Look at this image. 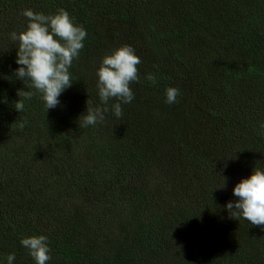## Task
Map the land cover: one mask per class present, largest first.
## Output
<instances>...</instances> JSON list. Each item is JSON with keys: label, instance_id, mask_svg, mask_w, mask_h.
Returning a JSON list of instances; mask_svg holds the SVG:
<instances>
[{"label": "trees", "instance_id": "16d2710c", "mask_svg": "<svg viewBox=\"0 0 264 264\" xmlns=\"http://www.w3.org/2000/svg\"><path fill=\"white\" fill-rule=\"evenodd\" d=\"M60 8L87 36L71 87L46 111L16 77L9 34L26 27L24 9ZM122 25L141 32L152 57L136 102L80 126L87 101H101L77 64L111 47ZM0 37V264L13 253V264H35L20 243L33 234L48 238V264H264V228L225 207L239 174L264 168V0H0ZM183 79L204 96L212 133L179 138L168 160L142 107Z\"/></svg>", "mask_w": 264, "mask_h": 264}, {"label": "clouds", "instance_id": "9594fccd", "mask_svg": "<svg viewBox=\"0 0 264 264\" xmlns=\"http://www.w3.org/2000/svg\"><path fill=\"white\" fill-rule=\"evenodd\" d=\"M22 15L27 19L26 27L19 32H11L10 38L18 42L15 70L16 77L25 82L27 88H34L41 94L46 111L57 107L59 97L73 82L69 69L84 47L87 32L82 25H77L70 14L63 8L54 14L35 12L24 9ZM140 57L131 45H121L110 54L103 56L97 69V89L100 106L91 107L87 101L83 125H95L103 122L105 113L111 110L119 118L122 116V104L133 101L134 92L131 85L140 80L138 65ZM155 84L156 76L149 73L145 77ZM19 97L31 99V91L18 90ZM166 103L175 104L180 90L168 87L165 91ZM115 101L109 106V101ZM14 108L20 112L24 109L22 100H17ZM226 177L219 188L226 187ZM235 201H228L225 207L229 217L243 218L252 225L264 228V168L254 167L251 174L242 178L233 188ZM35 264H48L52 259L48 238L33 234L20 240ZM15 254L7 256L8 264H13Z\"/></svg>", "mask_w": 264, "mask_h": 264}, {"label": "rangeland", "instance_id": "374dc122", "mask_svg": "<svg viewBox=\"0 0 264 264\" xmlns=\"http://www.w3.org/2000/svg\"><path fill=\"white\" fill-rule=\"evenodd\" d=\"M118 28L120 33H115L116 37L115 39L113 38L111 47L100 51L93 59L87 57L80 58L77 64L79 68L85 71L84 73L96 86L98 80L97 69L100 66L103 56L110 54L115 48L121 45H131L135 49L136 54L141 59V63L138 65L139 72L147 71L151 65V52L145 48L141 32L134 30L130 25H122L118 26ZM111 29L115 30V27H111ZM109 33L112 32L109 31ZM2 40L0 37V46L3 44ZM169 67L173 68L171 65H169ZM172 72H174V70ZM185 78H187V76ZM183 80L180 87V95L177 97V102L175 104L170 105L166 103V95L163 93L161 96L154 95L155 99L153 98V101L149 102V105L146 107H142L143 114L146 115L149 113V117L154 120L152 126L148 129L158 138L161 144L160 147L166 152L165 158L168 160H170L169 158H171L172 155L175 156L174 151L179 138H184L187 141L190 140L189 142L194 140L202 141L212 133L211 129L206 135L209 130V124L206 119L203 120L201 116L203 113H201L199 108L200 105L205 103L204 96L200 93L198 86L192 81ZM134 86L135 83L131 85L132 88H134ZM150 96L147 95L146 97L150 98ZM135 100L131 105L135 104ZM158 113L162 114L161 117L157 116ZM168 113L171 115V118H168ZM242 178L245 177L239 174V179L241 180ZM205 231V228L200 229L199 233Z\"/></svg>", "mask_w": 264, "mask_h": 264}]
</instances>
